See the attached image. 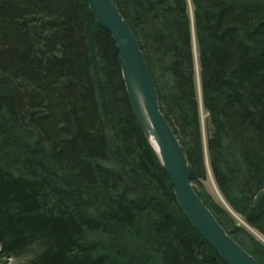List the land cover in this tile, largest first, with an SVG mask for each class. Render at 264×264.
I'll return each instance as SVG.
<instances>
[{"label":"trees","instance_id":"16d2710c","mask_svg":"<svg viewBox=\"0 0 264 264\" xmlns=\"http://www.w3.org/2000/svg\"><path fill=\"white\" fill-rule=\"evenodd\" d=\"M116 1L195 188L264 264V242L204 185L210 168L264 235V0ZM9 262L227 264L180 207L116 40L87 0H0V264Z\"/></svg>","mask_w":264,"mask_h":264},{"label":"water","instance_id":"95a60500","mask_svg":"<svg viewBox=\"0 0 264 264\" xmlns=\"http://www.w3.org/2000/svg\"><path fill=\"white\" fill-rule=\"evenodd\" d=\"M97 22L116 40L137 119L158 154L183 212L227 264H262L225 228L195 188L181 140L161 109L156 82L140 40L116 0H87Z\"/></svg>","mask_w":264,"mask_h":264},{"label":"rangeland","instance_id":"374dc122","mask_svg":"<svg viewBox=\"0 0 264 264\" xmlns=\"http://www.w3.org/2000/svg\"><path fill=\"white\" fill-rule=\"evenodd\" d=\"M206 117H207V112L202 111V118H203V125H205L204 123L206 122ZM204 136L206 137V129H204ZM204 185L205 187L208 189V191L221 203H223L235 216V218L238 220V222L242 225L247 226L253 233L254 235H256L261 241L264 242V235L262 233H260L259 231H257L256 229H254L253 227H251L250 225H248L245 221L244 218L239 215L238 213H236L233 208L226 202L223 194L221 193L220 189L218 188L214 176L209 168V172H208V176L207 178L204 180ZM261 236V237H260ZM7 264H10L7 263Z\"/></svg>","mask_w":264,"mask_h":264},{"label":"bare ground","instance_id":"6f19581e","mask_svg":"<svg viewBox=\"0 0 264 264\" xmlns=\"http://www.w3.org/2000/svg\"><path fill=\"white\" fill-rule=\"evenodd\" d=\"M202 111H203V109H202ZM261 237V236H260Z\"/></svg>","mask_w":264,"mask_h":264}]
</instances>
